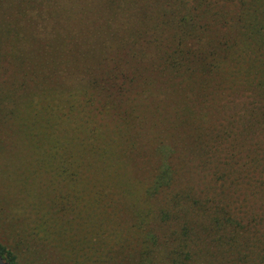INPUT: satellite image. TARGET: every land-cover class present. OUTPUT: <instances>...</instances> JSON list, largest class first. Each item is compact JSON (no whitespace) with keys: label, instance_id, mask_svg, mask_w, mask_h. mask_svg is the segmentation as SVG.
<instances>
[{"label":"trees","instance_id":"obj_1","mask_svg":"<svg viewBox=\"0 0 264 264\" xmlns=\"http://www.w3.org/2000/svg\"><path fill=\"white\" fill-rule=\"evenodd\" d=\"M0 179L71 264H264V0H0Z\"/></svg>","mask_w":264,"mask_h":264},{"label":"rangeland","instance_id":"obj_2","mask_svg":"<svg viewBox=\"0 0 264 264\" xmlns=\"http://www.w3.org/2000/svg\"><path fill=\"white\" fill-rule=\"evenodd\" d=\"M71 131V129H70ZM17 148V146L15 145ZM3 181L0 179V184ZM12 202L20 201L19 196H12ZM1 200V199H0ZM104 202V201H102ZM116 201H113L115 203ZM112 203V204H113ZM117 204V203H116ZM15 203L10 206L0 205V242L8 244L17 255V264H71L65 261L61 254L60 248L50 245L43 239V231L39 235L35 234L38 229L35 227L32 217H28L29 209L26 205H21V209H16ZM108 212L113 219L125 218L126 205L124 203L113 205L110 210L103 209ZM91 214L92 211H84ZM34 212L31 213L34 216ZM18 217V218H17ZM29 220L27 221V219ZM91 230V229H90ZM85 232V231H84ZM88 237L90 233L87 232ZM119 234L127 237L118 239L119 243L112 241L115 248L114 252L104 253L106 263L102 264H164V258L160 251L154 252L150 250L142 241L137 242L135 237L130 236L124 230L119 231ZM103 245L92 243L90 249L100 250ZM74 249V248H73ZM150 251V253H149ZM69 258L72 260L76 257L75 252L68 247L66 250ZM91 262H89L90 264ZM0 264H7L0 260ZM92 264V263H91ZM98 264V263H97ZM205 264H219L212 261ZM223 264V263H222Z\"/></svg>","mask_w":264,"mask_h":264}]
</instances>
